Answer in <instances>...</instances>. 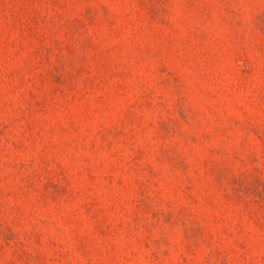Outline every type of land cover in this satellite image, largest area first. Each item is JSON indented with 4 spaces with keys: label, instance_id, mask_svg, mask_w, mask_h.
Instances as JSON below:
<instances>
[{
    "label": "rangeland",
    "instance_id": "374dc122",
    "mask_svg": "<svg viewBox=\"0 0 264 264\" xmlns=\"http://www.w3.org/2000/svg\"><path fill=\"white\" fill-rule=\"evenodd\" d=\"M0 264H264V0H0Z\"/></svg>",
    "mask_w": 264,
    "mask_h": 264
}]
</instances>
